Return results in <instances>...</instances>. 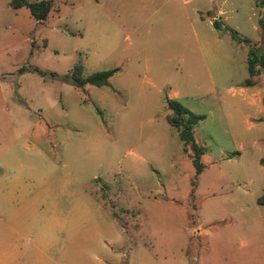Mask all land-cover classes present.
Segmentation results:
<instances>
[{
  "label": "rangeland",
  "instance_id": "rangeland-1",
  "mask_svg": "<svg viewBox=\"0 0 264 264\" xmlns=\"http://www.w3.org/2000/svg\"><path fill=\"white\" fill-rule=\"evenodd\" d=\"M10 3L0 0V162L22 189L78 213L104 206L126 240L110 264H264V76L250 105L248 47L214 31L213 58L194 17L142 0H55L42 23ZM226 9L264 50L255 0ZM76 65L84 78L118 72L80 90L66 78ZM171 94L206 116L199 176L167 120Z\"/></svg>",
  "mask_w": 264,
  "mask_h": 264
},
{
  "label": "crops",
  "instance_id": "crops-1",
  "mask_svg": "<svg viewBox=\"0 0 264 264\" xmlns=\"http://www.w3.org/2000/svg\"><path fill=\"white\" fill-rule=\"evenodd\" d=\"M142 2L148 7L167 8V13H173V8L177 9L180 15L177 18L181 22L194 17L197 23L194 29L196 39H203L204 46L209 51L213 50L212 57L216 58L215 49H211L210 44L212 42L216 46L222 40L215 38L213 22L221 20L229 23L231 12L226 8L232 6V0ZM158 12L156 10L150 16ZM177 22L180 23L179 20ZM207 22L213 30L203 26ZM255 30L259 31V27H255ZM206 36L211 39L210 43L205 41ZM255 86L241 89L253 106L258 103L260 95ZM169 99L176 100L177 95L171 94ZM22 188L19 176L7 173L6 166L0 162V264H110L108 260L115 262L122 258L124 253L120 250L125 246V235L122 227L108 216L104 206L99 204L94 213L82 209L78 213L72 208L61 207L58 196L42 195ZM74 215L79 217L74 218ZM112 246L118 249V253ZM140 248L144 251L143 260L147 257L159 260L158 255L153 258L147 254L145 247Z\"/></svg>",
  "mask_w": 264,
  "mask_h": 264
},
{
  "label": "trees",
  "instance_id": "trees-1",
  "mask_svg": "<svg viewBox=\"0 0 264 264\" xmlns=\"http://www.w3.org/2000/svg\"><path fill=\"white\" fill-rule=\"evenodd\" d=\"M55 0H41L37 2H29L27 0H11L10 6L13 9L27 8L31 17L38 23H42L49 17ZM256 7L261 10V18L259 19V28L261 41H264V0H255ZM213 26L221 34H228L232 41L238 45H246L248 47L247 65L249 79L245 82L244 87L250 88L256 85L254 79L258 76H264V50H260L257 44L251 45L250 41L239 34L236 30L229 27L225 22L216 20ZM24 72V69H21ZM30 73H35L41 77H46L47 73L38 69L32 68ZM118 72V69L96 72L88 78L82 76V67L76 65L74 69L67 75V80L76 88L82 90L86 85H91L97 88L109 86V81ZM52 78H57L56 73L51 74ZM167 108L172 112L167 117L169 124L175 128L179 139L184 147V151L189 154L191 161L199 176L204 166L201 163V157L206 150L200 147L194 137L195 128L206 119L205 115H197L186 108L182 103L174 99H167ZM259 205H264V198L258 202Z\"/></svg>",
  "mask_w": 264,
  "mask_h": 264
},
{
  "label": "built area",
  "instance_id": "built-area-1",
  "mask_svg": "<svg viewBox=\"0 0 264 264\" xmlns=\"http://www.w3.org/2000/svg\"><path fill=\"white\" fill-rule=\"evenodd\" d=\"M198 233V232H197Z\"/></svg>",
  "mask_w": 264,
  "mask_h": 264
}]
</instances>
